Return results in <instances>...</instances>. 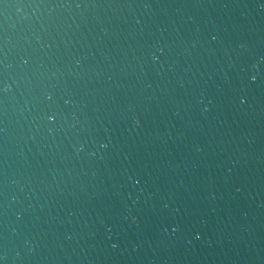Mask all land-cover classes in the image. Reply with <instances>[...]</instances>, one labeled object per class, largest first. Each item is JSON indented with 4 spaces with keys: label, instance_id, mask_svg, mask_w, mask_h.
<instances>
[{
    "label": "water",
    "instance_id": "1",
    "mask_svg": "<svg viewBox=\"0 0 264 264\" xmlns=\"http://www.w3.org/2000/svg\"><path fill=\"white\" fill-rule=\"evenodd\" d=\"M0 264H264V0H0Z\"/></svg>",
    "mask_w": 264,
    "mask_h": 264
}]
</instances>
